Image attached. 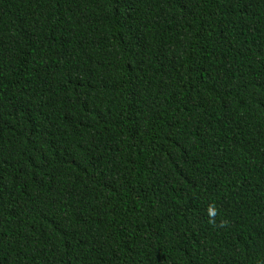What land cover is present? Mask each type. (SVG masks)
Masks as SVG:
<instances>
[{
	"label": "trees",
	"instance_id": "trees-1",
	"mask_svg": "<svg viewBox=\"0 0 264 264\" xmlns=\"http://www.w3.org/2000/svg\"><path fill=\"white\" fill-rule=\"evenodd\" d=\"M0 264H264V0H0Z\"/></svg>",
	"mask_w": 264,
	"mask_h": 264
}]
</instances>
